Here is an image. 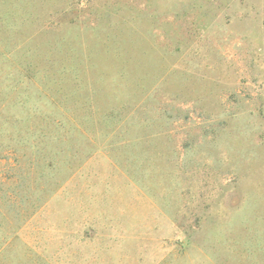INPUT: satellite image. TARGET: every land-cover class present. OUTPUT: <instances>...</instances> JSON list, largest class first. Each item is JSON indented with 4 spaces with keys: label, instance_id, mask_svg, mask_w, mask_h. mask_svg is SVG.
I'll return each instance as SVG.
<instances>
[{
    "label": "rangeland",
    "instance_id": "1",
    "mask_svg": "<svg viewBox=\"0 0 264 264\" xmlns=\"http://www.w3.org/2000/svg\"><path fill=\"white\" fill-rule=\"evenodd\" d=\"M0 264H264V0H0Z\"/></svg>",
    "mask_w": 264,
    "mask_h": 264
}]
</instances>
